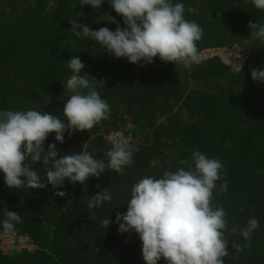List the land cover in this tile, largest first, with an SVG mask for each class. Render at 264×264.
I'll return each instance as SVG.
<instances>
[{
  "label": "trees",
  "instance_id": "1",
  "mask_svg": "<svg viewBox=\"0 0 264 264\" xmlns=\"http://www.w3.org/2000/svg\"><path fill=\"white\" fill-rule=\"evenodd\" d=\"M172 3H182L185 19L203 29L199 53L239 48L245 55L242 70L218 58L187 67L156 57L141 67L70 32L73 19L93 30L115 31L117 24L104 21L105 13L124 27L109 0L99 9L81 7L80 0H0V111L33 109L64 119L71 93L63 87L72 75L65 63L79 56L85 65L81 74L104 81L97 91L110 105V117L90 131L65 132L62 144L49 134L45 150L55 143L58 156L85 150L107 163L105 153L113 145L108 137L127 123L136 149L123 175L106 170L86 185L65 180L57 189L50 184L10 189L0 172V238L6 208L22 218L13 233L35 246L33 251H0V264H145L138 234L120 233L116 215L127 211L131 188L141 178H161L183 167L180 161H190L194 151L223 165L227 190L220 188L223 180L217 181L212 203L227 213L230 255L225 264H264V83L251 77V69L264 70V42L252 39L247 27L264 23V11L251 0ZM48 167L34 165L45 182ZM103 189L110 190L112 200L89 209V197ZM56 191L67 195L55 196ZM106 218L112 221L107 229L101 224ZM250 218L259 227L245 241L241 229ZM233 242L251 247L236 252ZM158 264L166 262L162 258Z\"/></svg>",
  "mask_w": 264,
  "mask_h": 264
},
{
  "label": "clouds",
  "instance_id": "2",
  "mask_svg": "<svg viewBox=\"0 0 264 264\" xmlns=\"http://www.w3.org/2000/svg\"><path fill=\"white\" fill-rule=\"evenodd\" d=\"M103 2L80 0V5L99 9ZM109 3L122 17L124 27L105 13L104 21L117 24L115 31L108 27L93 30L73 19L70 32L78 39L94 41L116 59L126 58L141 67L152 64L156 57L174 65L199 59L198 42L203 29L185 19L182 3L174 4L172 0H109ZM251 3L264 11V0ZM83 15L77 13L78 17ZM247 27L252 39L264 42V23L249 22ZM65 64L72 75L63 87L71 93L64 104V119L33 109L0 111V172L10 189H43L49 184L57 189L64 186L65 180L73 185H86L90 177L99 179L106 170L123 175L125 167L133 162L136 149L129 143L130 138L113 143L105 153L107 163L85 150L58 156L55 143L45 150L49 134L54 133L55 141L62 144L65 132L71 136L73 132L90 131L110 117V105L97 91L104 81L97 82L91 75L81 74L85 65L79 56H73ZM236 64L242 70V62ZM251 77L264 83V70L251 69ZM40 162L43 167L50 165L46 182L34 168ZM180 164L183 167L165 171L161 178L147 176L133 185L127 211L116 215L118 231L138 234L145 264H158L162 258L166 264H225L230 255L224 235L227 213L222 206L212 203L217 181L223 180L220 188L227 190V180L221 175L223 165L200 151H194L190 161L181 160ZM54 195L63 198L67 193L56 191ZM112 198L110 190L103 189L89 197L87 206L94 209ZM3 215L2 235L7 236L22 218L18 212L6 208ZM111 223L109 218L101 221L106 229ZM258 227L259 221L250 218L241 229L244 240L250 241ZM250 247V243L231 245L236 252Z\"/></svg>",
  "mask_w": 264,
  "mask_h": 264
},
{
  "label": "built area",
  "instance_id": "3",
  "mask_svg": "<svg viewBox=\"0 0 264 264\" xmlns=\"http://www.w3.org/2000/svg\"><path fill=\"white\" fill-rule=\"evenodd\" d=\"M214 58L220 59L225 65L234 67L237 70H239V68L236 63L242 62L243 64V62L245 61V59L242 57V54L239 53L237 49L222 48V49H207V50L202 51L201 53H199V59L196 64H201L205 61H208ZM8 238L19 239L20 243H22V241L29 242L31 245L26 246V247L22 245L10 246L6 242ZM0 243H2L0 247V251H2L4 254H10V252H13V251L21 252L25 249L26 250L28 249L29 251L35 250V246L33 245V243H31L29 238L19 237L15 233H11L7 236L1 237Z\"/></svg>",
  "mask_w": 264,
  "mask_h": 264
},
{
  "label": "rangeland",
  "instance_id": "4",
  "mask_svg": "<svg viewBox=\"0 0 264 264\" xmlns=\"http://www.w3.org/2000/svg\"><path fill=\"white\" fill-rule=\"evenodd\" d=\"M233 49H237L238 52L242 54V57L245 59V55H244V53L241 52V50H240L239 48H233ZM197 61H198V60H197ZM197 61H196V62H187V63H184V65L187 66V67L194 66V65H198V64H196ZM116 132L120 133V136H114L113 133H116ZM113 133L108 137V140H109L112 144H113L115 141H117V140L128 139V138H130L129 143H130L131 141H133V137L130 135V126H129V123H127V124H122V125L120 126L119 131H115V132H113ZM6 242H7L10 246H14V245H15V246H16V245H22V246L26 247V246L31 245L29 242H23V241H22V243H20V242H19V239H14V238H13V239L8 238ZM1 244H2V243H0V247H1ZM3 245H4V244H3Z\"/></svg>",
  "mask_w": 264,
  "mask_h": 264
}]
</instances>
